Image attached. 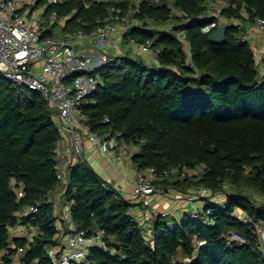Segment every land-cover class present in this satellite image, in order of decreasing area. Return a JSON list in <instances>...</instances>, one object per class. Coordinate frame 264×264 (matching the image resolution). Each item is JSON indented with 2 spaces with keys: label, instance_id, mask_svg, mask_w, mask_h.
<instances>
[{
  "label": "trees",
  "instance_id": "trees-1",
  "mask_svg": "<svg viewBox=\"0 0 264 264\" xmlns=\"http://www.w3.org/2000/svg\"><path fill=\"white\" fill-rule=\"evenodd\" d=\"M138 1L137 24L121 42H152L160 50L156 63L126 52L96 68L100 85L82 107L84 126L93 134L119 132L126 143L138 144L140 154L130 160L138 170L203 164L197 180L172 177L161 185L182 194L205 189L210 199L221 195L224 202L202 198L201 220L156 216L148 238L131 216L134 206L79 162L65 172L62 197L71 222L87 237L102 234L108 248H92L83 264H264L254 229L264 224V75L243 40L244 24L264 20V0H215L234 6L220 11L228 25L220 44L209 41L216 29L203 31L211 21L205 18L208 0H169L184 18L172 14L168 0ZM129 4L37 0L35 8L44 7L47 18L55 12L63 38L75 31L90 36L110 6ZM169 22H176L170 31L155 27ZM53 28L42 38L53 37ZM54 116L39 93L14 87L0 73V264H51L47 252L60 243L53 204L45 197L59 186L62 136ZM36 203L37 213L25 214ZM239 214L251 223L240 222ZM18 226L29 236L13 235Z\"/></svg>",
  "mask_w": 264,
  "mask_h": 264
},
{
  "label": "built area",
  "instance_id": "built-area-1",
  "mask_svg": "<svg viewBox=\"0 0 264 264\" xmlns=\"http://www.w3.org/2000/svg\"><path fill=\"white\" fill-rule=\"evenodd\" d=\"M36 1L0 0V73L14 87L39 93L54 112L61 136L73 157L70 167L81 162L83 142L86 139L113 172L119 175V168L133 156L139 155L140 148L138 144L126 143L119 132L108 130L101 134H93L85 128L82 107L89 103L90 96L95 93L100 81L93 75L97 67L89 56L80 52L79 47L84 49L93 47V53H95V50L109 48L113 42H121L124 35L137 24L134 15L138 13L139 1L129 0L130 4L125 7L110 6L106 16L90 36H86L82 31H75L66 34L63 38H42L44 7L35 8ZM122 1L124 0H118V2ZM58 2L59 0H46L47 5H55ZM155 2L159 4V1ZM165 4L172 8L169 0ZM228 8H234V6L223 1L208 0L205 18L211 21L203 31L209 33L222 24L225 25L227 21L220 18L219 14L221 10ZM172 14L178 18L186 16L181 10L175 8H172ZM242 14L247 16L244 10ZM49 18L54 20L55 12H51ZM253 25L264 36V20L256 18ZM132 45L137 46L142 55L155 56L160 52L150 41L143 44L132 43ZM102 58L105 62L108 60ZM107 122L108 120L104 119V123ZM204 170L203 164L194 169L176 166L161 173L152 168L140 170L134 168L132 185L134 196L141 200L153 196H167L169 190L161 185L162 181L172 177L195 181L201 177ZM56 172L59 184L65 183V171L58 163ZM17 197H22L21 191H18ZM45 197L48 200V194ZM202 198L210 201V192L205 189L189 192L185 201L193 209L184 213L187 217L201 220L206 206ZM37 206L36 203L28 208L27 214H36ZM69 209L70 204L66 207L69 225L64 235V242H60L47 252L51 264H83L87 253L92 248L108 251L102 234L87 237L84 230L71 222ZM237 219L242 223H251L249 218L240 214L237 215ZM15 229L16 227L13 231ZM254 229L259 238V251L264 257V224H255ZM236 239L239 238L236 237ZM96 242L97 245H95ZM24 251L25 249H19L18 253L23 254ZM14 264L25 263L16 259Z\"/></svg>",
  "mask_w": 264,
  "mask_h": 264
},
{
  "label": "crops",
  "instance_id": "crops-1",
  "mask_svg": "<svg viewBox=\"0 0 264 264\" xmlns=\"http://www.w3.org/2000/svg\"><path fill=\"white\" fill-rule=\"evenodd\" d=\"M25 12H24V14H25ZM42 16H43L42 17L43 29L48 30L53 26L54 27L53 28V37L54 38H62L61 33H60L59 37H55L56 31H58L57 25H59L60 29H61L62 22L59 21L54 26V20H51L50 18L45 17L44 13ZM243 29H244L243 40L248 42V44L253 49V51L255 53L258 71L262 75H264V63H263V59H264V36L259 32L258 29H256V27L252 23L244 24ZM89 49L90 48L84 49L83 47H79L80 52H83L85 55L90 57L94 53H93V50L89 51ZM138 55H140V53ZM142 56L145 58V61L151 62V63H156L154 56H152V55H142ZM54 122L59 127V123H58L57 118L55 116H54ZM56 154H57L56 160H57L58 165L61 167V169L63 171L66 172L67 169L70 168L73 157H72L70 150L68 149V147L66 145V141L62 137H61V140L57 144ZM81 162H86L103 180L111 183L120 192V194L122 195V197L124 198L125 201L129 202L130 204H132L134 206L132 211H131V216L138 222L139 225L142 224L145 226L146 225L145 222H147L150 218L152 219L153 215H154V217L166 216V214L160 213V211H159L160 208H163L164 200L169 196L176 197L177 194L182 196L179 192H176L173 189H168L169 191H168L167 196H164V197L153 196V197H148L144 200L139 199L141 201L148 202L150 207H147V209L138 208V206L134 203L135 202L134 200L138 199V198H135L134 193H133V189H132L134 179L131 183L127 182L126 179H123V182H119L118 178L114 176L115 172H113V170L108 166V164L105 162V160L97 153L96 149L86 139L83 142V157H82ZM125 167H127L128 170L133 168L132 170L134 172V167L132 166L130 161H127L125 163ZM65 183L59 184V186H57L56 189L53 192H51L48 196L49 202H51L53 204L54 215L56 218V226H57V229L59 230L57 236L60 238V242H64L63 241L64 235L67 233L68 225H69V221L67 219V213H66L67 205H65V200L62 197L63 187H64ZM219 196H221V195H219ZM214 197L215 196L211 197L210 201L212 203H214L215 205H221L224 202L223 196H221V197H223L221 199L220 198L215 199ZM181 199H182V197H181ZM174 201L179 205V201H177V200H174ZM180 203H182V204L186 203L184 205V209H186V211L191 206L190 204H188L183 199H182V202L180 201ZM196 203H198V202H196ZM184 213H181L182 215H181V218L179 219V221L182 219ZM25 214H27V211H25ZM23 229H24L23 227L18 226L13 231V235L20 236V237L29 236V234L26 232L17 234L18 232H20ZM15 261H16V259H15Z\"/></svg>",
  "mask_w": 264,
  "mask_h": 264
},
{
  "label": "rangeland",
  "instance_id": "rangeland-1",
  "mask_svg": "<svg viewBox=\"0 0 264 264\" xmlns=\"http://www.w3.org/2000/svg\"><path fill=\"white\" fill-rule=\"evenodd\" d=\"M175 25H176V22H169V23H165V24H158L155 27L157 30L170 31ZM57 26H58V31H56L55 37L60 36V26L59 25H57ZM93 49L94 48L92 47L89 49V51L93 50ZM126 52H128L131 56H139V57L145 59L141 54L138 55L139 51H138L137 46H133L132 44H124L122 42H113L109 48L105 47L103 50H95V53L90 56V59L93 61L94 66L98 68L105 63V61L103 60L102 57H104L105 59H108L109 57H118L120 55L123 56L124 54H126ZM132 169L133 168L128 170L127 167H125V165H124L121 168H119V175H117L115 173L114 176L118 178L119 182H123V179H126L127 182L131 183L134 179V172ZM180 194L182 196L177 194L176 197H172V196L167 197L164 200L163 208L159 207L160 213L166 214L168 220L173 219L175 221H179V219L181 218V215H182L181 213L186 212V209H184V205L186 203L182 204V203H180V201L182 202V199L186 200V197L189 194V192L184 193V194L180 193ZM181 197H182V199H181ZM254 197L258 202L263 201V199L257 195H255ZM214 198L215 199H218V198L221 199L223 197L217 195ZM174 200L179 201V205ZM134 201H135L134 203L138 206V208L147 209V207H150V205L146 201H141L139 199H135ZM192 209H193V207L190 206L187 209V211H191ZM153 218H154V215L152 216V219ZM152 219L150 218L147 222H145L146 223L145 226L141 224L143 226V231L145 234H147L148 238H151V235H152V233H151V221H152ZM24 232L28 233V231L26 229H23L20 232H18L17 234L24 233ZM95 245H97V242L95 243Z\"/></svg>",
  "mask_w": 264,
  "mask_h": 264
},
{
  "label": "water",
  "instance_id": "water-1",
  "mask_svg": "<svg viewBox=\"0 0 264 264\" xmlns=\"http://www.w3.org/2000/svg\"><path fill=\"white\" fill-rule=\"evenodd\" d=\"M228 25L219 26L216 31L209 36V41L213 44H220L225 41V31Z\"/></svg>",
  "mask_w": 264,
  "mask_h": 264
}]
</instances>
